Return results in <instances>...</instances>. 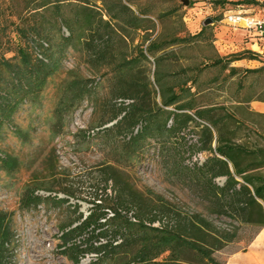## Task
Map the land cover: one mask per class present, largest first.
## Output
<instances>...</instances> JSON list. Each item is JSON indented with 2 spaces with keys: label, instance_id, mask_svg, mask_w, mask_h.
Listing matches in <instances>:
<instances>
[{
  "label": "rangeland",
  "instance_id": "1",
  "mask_svg": "<svg viewBox=\"0 0 264 264\" xmlns=\"http://www.w3.org/2000/svg\"><path fill=\"white\" fill-rule=\"evenodd\" d=\"M132 1L158 17L156 30L162 36L177 32L184 40L169 48L158 74L150 56L120 71L111 65L115 60L86 61L72 45H62L59 67L37 97L24 100L11 119L0 124V214L7 232L6 240L0 238V264H125L132 258L136 264H168L174 256L184 263L206 264L192 249L176 247L173 252V246L163 244L173 232L194 239L224 262L228 253L245 246L264 228L255 214L247 215L253 206L249 202L229 205L224 196L217 206L201 184L185 178L182 167H191L194 154L201 153L202 161L210 154L203 149L206 137L192 121L177 134L167 131L174 118L158 110L162 93L155 81L158 75L165 92L178 94L195 107H211L223 137L244 144L260 160L264 115L251 110L249 102L264 100V69L231 74L213 62L219 55L217 47L223 52L214 42L217 23L225 24L224 16L230 13L264 15V0ZM206 17L212 23L204 25ZM141 34L129 32L134 40L131 45L127 40L128 57L135 56L132 46ZM253 59L260 62L257 67L264 63L260 56ZM73 79L83 83L73 86ZM139 97L151 112L150 122L137 117L129 127H113L116 120L104 123L114 114L120 118ZM162 108L174 111L173 105ZM210 146L214 147L213 141ZM253 173L264 176V165ZM108 175L116 184L109 180L103 190ZM213 181L221 186L224 177ZM32 194L40 199L32 201ZM93 198L110 206L105 208L106 217L112 208L122 216L108 224L118 230L108 238L114 243L123 240L122 245L103 256L86 253L74 263L59 235L79 213H89ZM239 198L244 201L246 196ZM256 200L264 205L263 199ZM151 216L156 219L149 223ZM138 219L145 227L138 225Z\"/></svg>",
  "mask_w": 264,
  "mask_h": 264
},
{
  "label": "trees",
  "instance_id": "2",
  "mask_svg": "<svg viewBox=\"0 0 264 264\" xmlns=\"http://www.w3.org/2000/svg\"><path fill=\"white\" fill-rule=\"evenodd\" d=\"M134 5L135 8H132L131 6ZM152 16L149 9L132 0H0V124L10 120L24 100L29 101L37 97L47 78L59 67L63 44L72 45L86 61L101 58L115 60L111 65L120 71L132 69L140 58L147 59L150 56L158 74L160 62L169 53V48L183 41L184 37L177 35V32L162 36L161 30H156L158 17ZM63 29L67 31L66 35H63ZM202 29L203 27L200 31ZM131 31L134 34L138 32L142 34L132 46V50L136 52L135 56L128 57L127 47L129 42L131 45L134 40V37L129 36ZM200 31L197 34L201 33ZM59 38L62 40L60 43ZM256 57L258 55L254 52H240L230 57L218 55L213 63L220 65L222 69H227L231 74L241 70L244 73L254 72L264 69V63L255 69H242L230 66L229 63L234 59ZM196 76L197 72L194 74V81ZM155 81L159 84V91L162 93L161 106L174 107V111L158 108L174 118L173 125L167 131L177 134L179 129H183L189 121H192L200 127L201 133L206 137L207 146L203 149L206 147L210 154L200 164L191 165L190 168L182 167L188 182L201 184L204 192L213 197L211 199L217 203V206H220V199L224 196L229 199V205L249 202L253 206L248 209L247 215L251 217L255 214L256 221L264 225V205L256 200V198L264 200V176L253 173L264 165V157L257 160L254 157L255 153L249 151L244 144L223 137V133L218 128L219 120L211 115L213 111L211 107H195L190 101L183 100L180 95L165 92V85L160 82L158 75ZM81 83H83L81 79L71 81L73 86ZM140 101V97L134 98L120 118H118L119 113L114 114L104 123L116 120L113 127L119 125L129 127L136 123L133 118L137 117L141 120L145 119L147 123L150 122L148 115L151 112L145 109ZM143 131V129L137 131L133 137ZM211 141L214 142L213 148L210 146ZM260 153L262 154L261 150ZM218 176L224 177L221 186L213 181ZM109 180L116 184L114 177L108 175L103 180V190L107 188ZM241 194L246 196L244 201L239 198ZM31 199L36 201L40 197L32 194ZM91 203L89 213L86 216L79 213L75 220L62 228L59 235L63 249L71 251L74 263H78L86 253L103 256L122 245L123 240L114 243L115 239L108 238V236L114 238L117 234V228L108 224L120 219L122 217L120 213L112 208L110 211L112 215L106 217L105 208H109V205L98 198H93ZM245 211L247 210H243V213ZM250 217H244L243 220L251 221ZM155 219L156 216H151L148 222L151 223ZM2 222L0 214V238L6 240L7 232L1 227ZM124 222L131 224L125 219ZM137 223L145 227L143 219H138ZM148 228L157 230L153 227ZM222 239L227 240L226 237ZM163 244L173 246V252H176L178 247L192 249L206 264H225L213 257L206 247L180 232L166 235ZM142 260L137 259V261ZM130 263L136 264V260L132 258L125 262V264ZM168 264L188 263L181 262L174 256Z\"/></svg>",
  "mask_w": 264,
  "mask_h": 264
},
{
  "label": "crops",
  "instance_id": "3",
  "mask_svg": "<svg viewBox=\"0 0 264 264\" xmlns=\"http://www.w3.org/2000/svg\"><path fill=\"white\" fill-rule=\"evenodd\" d=\"M215 46L219 45L225 55L233 52H254L264 58V37L258 33L249 34L241 27H232L228 23H217L214 27ZM256 62V64H253ZM259 61L249 58H239L230 66L234 67H257ZM250 109L264 115V101L252 100L249 102ZM225 264H264V228H260L245 246L232 250L224 258Z\"/></svg>",
  "mask_w": 264,
  "mask_h": 264
},
{
  "label": "built area",
  "instance_id": "4",
  "mask_svg": "<svg viewBox=\"0 0 264 264\" xmlns=\"http://www.w3.org/2000/svg\"><path fill=\"white\" fill-rule=\"evenodd\" d=\"M224 20L232 27H241L249 34L258 33L264 37V15L253 16L237 12L225 15ZM202 157L201 153L194 154L192 157L193 159L191 160V165L200 164L202 162ZM197 161L198 163H193Z\"/></svg>",
  "mask_w": 264,
  "mask_h": 264
},
{
  "label": "water",
  "instance_id": "5",
  "mask_svg": "<svg viewBox=\"0 0 264 264\" xmlns=\"http://www.w3.org/2000/svg\"><path fill=\"white\" fill-rule=\"evenodd\" d=\"M209 23H212V19L210 17H206L204 20H203V24L206 25V24H209Z\"/></svg>",
  "mask_w": 264,
  "mask_h": 264
}]
</instances>
